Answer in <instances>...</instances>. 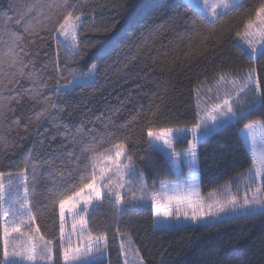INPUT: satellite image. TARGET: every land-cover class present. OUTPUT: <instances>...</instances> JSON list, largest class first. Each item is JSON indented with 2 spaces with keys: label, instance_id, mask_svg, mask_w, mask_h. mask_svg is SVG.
<instances>
[{
  "label": "trees",
  "instance_id": "trees-1",
  "mask_svg": "<svg viewBox=\"0 0 264 264\" xmlns=\"http://www.w3.org/2000/svg\"><path fill=\"white\" fill-rule=\"evenodd\" d=\"M31 2L0 0V56L8 52L6 42L10 37L20 36L27 55L19 48L16 51L25 63L32 61L25 72L34 73L31 78H22L7 63L0 65V110L5 113L0 117V171L15 173L28 162L27 182L30 191L36 190L30 206L37 213V224L46 238L59 235V221L57 215L54 223L52 210L45 208L48 201L43 197L52 179L59 178L57 168H64L61 162H67L68 152L74 147L68 141L78 128L104 129L110 119L118 126L137 117L138 127L130 133L132 139L127 149L144 169L151 193L161 188V181L171 183L178 179V173L165 155L148 150L146 130L140 134V128L152 118L150 109L161 105L158 127L193 128L200 119L195 115L197 88L202 92V107L218 103L216 95L211 94L217 91L214 84L217 73L240 72L255 63L264 78V58L250 61L236 42V33L243 31V22L254 14L261 0H245L242 9L217 21L215 35L208 40L204 37L211 33V26L198 18L186 0H88L84 6L96 15L94 20L84 17L79 39H99L95 47L86 49V55L76 61L57 43L51 21H43L48 25L47 31L40 32L43 39L25 32L21 26L23 21L16 22L18 10ZM194 18L196 28L190 29L188 23ZM31 23L37 29L41 27L36 18ZM93 24L110 27L114 24V27L104 35L93 31ZM213 49L215 54L206 56ZM57 58L61 66L65 62L69 67L89 62L100 64L96 83L58 94L54 86L59 73L53 67ZM108 63L112 67L105 70ZM43 83L47 87L35 92L33 85ZM48 98L62 111L37 121ZM53 111L48 109L49 113ZM262 113L264 109L253 112L248 119L226 126L199 142V180L203 195L229 183L231 186L241 183L238 174L252 166L241 129L250 120L260 119ZM122 140L118 134L111 138V143L99 146L97 141V145L103 152L108 147L114 149V144ZM187 148L188 144L175 145L177 152ZM76 154H79L78 148ZM7 180L5 175L4 182ZM122 195H127L125 190ZM88 228L93 235L107 236L108 257L104 264H123L120 246L129 237L145 264H264V215L197 227L156 229L150 198L138 208L129 205L124 210L104 200L102 209L92 214ZM2 244L0 230V254ZM61 256L57 248L54 264H63Z\"/></svg>",
  "mask_w": 264,
  "mask_h": 264
},
{
  "label": "snow or ice",
  "instance_id": "snow-or-ice-1",
  "mask_svg": "<svg viewBox=\"0 0 264 264\" xmlns=\"http://www.w3.org/2000/svg\"><path fill=\"white\" fill-rule=\"evenodd\" d=\"M87 2L88 0H32L31 3L24 5L23 9L18 10L16 22L23 21L21 26L25 32L43 39L40 32L48 30V25L43 21H51L57 43L70 54L73 61H76L86 55V49L95 47L99 39L88 41L79 39L84 28V17L87 15L94 20L96 15L94 11L84 6ZM187 6L198 13V18L202 22L211 26V33L204 37L208 40L210 36L215 35L217 21L222 20L229 13L242 9L244 0H188ZM91 8L94 9L95 5H91ZM31 14L35 16L32 17ZM26 17L28 19H25ZM41 17L42 21L39 20ZM32 18H36L41 24L39 29L31 23ZM196 25L195 18L188 23L190 29H195ZM112 27L114 24L111 27L109 24L92 26L93 31L104 35L111 32ZM236 36L247 46L243 51L250 61L255 62L264 58V0H261L254 9V14L245 19L243 31H238ZM61 37L63 40L60 39ZM21 39L20 36H16L15 39L10 37L6 42L8 52L0 56V65L7 63L9 67L17 70L20 77L31 78L34 73L25 72V69L32 61L25 63L16 51L19 48L20 52L27 55L25 48L21 46ZM31 42L35 43V41ZM205 47L207 49L208 45ZM214 54L215 49L206 52V56ZM116 55L118 56L119 53ZM53 67L59 73L54 86L58 94L95 84L101 70L100 64L95 62L74 67H69L65 62L61 66L59 58L53 63ZM111 67L112 63H108L105 70ZM215 79L218 84L228 85L224 89L225 95L221 99L218 89L215 99L220 102L214 103L209 111L207 108H202L203 96L201 89L197 88L195 115L200 119L193 128L158 127L157 121L162 115L161 105H156L155 110L150 109V116L155 119H147L145 126L140 128L141 135L146 130L148 150L161 152L167 162L176 169H179L181 163L189 167L188 180L172 184L160 182V187L164 191L163 197L155 191L148 192L145 171L137 165L133 153L127 150L128 142L132 139L130 133L138 127L135 123L137 117L118 126L110 119L104 129H96L93 126L85 130L81 127L71 136L68 142L74 147L68 152L67 162H61L64 168H57L59 178L52 179L51 186L46 189L43 197L48 201L45 208L52 210L54 223L58 215L59 235L53 238H46L41 234L37 224V213L30 206L31 197L36 190L33 188L30 191L27 182L28 162H25L24 167L15 173L0 171V230L3 239L0 264H54L57 248L62 253L63 264H104L108 248L107 236L93 235L88 228L92 214L102 209L104 200L124 210L129 205L138 208L150 198L155 216L174 217L177 222L181 218L193 223L208 218L220 221L221 214L238 218L264 215V153L259 157L256 154L258 142L264 148V113L260 119L250 120L241 129L243 141L252 159V166L244 173L238 174L248 181L244 186L242 197L231 194L230 183L224 186L230 193L224 200H215L207 204L199 197L198 192L194 191V181L199 166L197 143L206 140L211 131L204 122V113L213 122L223 118L226 125L231 126L233 123L248 119L253 112L264 109V78L261 77L255 63L240 72L221 71L216 74ZM16 83L19 84V81ZM40 87H47V84L33 85L35 92H38ZM250 92L252 96L249 98ZM16 103L20 101L17 100ZM49 108L55 111L49 113ZM59 111L62 109L48 98L45 101V108L36 119L39 121L41 117L51 118ZM4 115V111L0 110V117ZM118 134L123 140L114 144V154L112 147L105 148L103 152L99 151L97 141L100 142L99 146H103L105 142L111 143V138L117 137ZM189 134L192 136L189 147L185 151L177 152L173 148V141L185 140ZM76 148L79 149L78 155ZM139 159L145 161L146 158L140 156ZM69 164L74 166L68 167ZM5 175L8 176L7 183L4 182ZM183 183L190 186L188 194H183L181 191ZM121 189L126 191V196L122 195ZM137 192L140 193L139 196L136 195ZM169 192L171 195H168ZM212 195L213 193H209V196ZM173 205L175 212L172 210ZM182 207L191 208V214L187 210L181 212ZM69 223L71 230L66 231ZM171 227L179 228L180 225L178 223ZM73 236L79 238L78 246L73 245ZM120 248L121 254L125 257L123 264H133L134 261L135 264H145L140 250L133 248L130 237L127 246L122 243Z\"/></svg>",
  "mask_w": 264,
  "mask_h": 264
},
{
  "label": "rangeland",
  "instance_id": "rangeland-1",
  "mask_svg": "<svg viewBox=\"0 0 264 264\" xmlns=\"http://www.w3.org/2000/svg\"><path fill=\"white\" fill-rule=\"evenodd\" d=\"M186 1H188V0H186ZM244 2H245V0H244ZM60 39L63 40V37H61ZM236 42L243 49L247 48V46L243 43V41L239 37L236 38ZM214 84H215V88L217 90L218 89L220 90V98L222 99L224 97V95H225L224 89L226 87H228V85H226L224 83H219L218 84L217 82H214ZM213 87H214V85H213ZM211 94H215L216 95L217 91H215L214 93H211ZM219 102H220V100H218V103ZM202 108H207L210 111L212 106L202 107ZM213 115H216V113H213ZM203 119H204V122L207 124L208 128L211 130L208 137H210L212 134L216 133L220 129H222V128L227 126L226 123L224 122L223 118H220V120L218 122H213L212 120L208 119L206 113H204ZM214 124H215V127H213ZM188 129H190V128H188ZM191 140H192V136L189 134L187 136V139H185V140L173 141V148L175 149V145L177 143L178 144L179 143L188 144V147H189V141H191ZM198 144L199 143H197V147H198ZM262 153H264V148H262L261 145L258 142L257 143V151H256L257 157H259ZM113 154H114V149H113ZM175 170L178 173V179H176L175 181L171 182L170 184H172V183H182V182H184V181H186V180H188L190 178V170H189V167L186 164L181 163L180 166H179V169L175 168ZM240 182L241 183H239L236 186H231V194H236V195L242 197V195H243V193L245 191V187L244 186H245V184L248 181H247L246 178H242L240 180ZM194 184H195L194 191L198 192L199 197L203 198L205 204H207L209 202H212V201H215V200H224L230 194L229 190L227 188L223 187L220 190H217V191L213 192L212 196H209V194L208 195H203L202 192H201V188H200L199 166H198V171H197V174H196V179L194 181ZM237 188H239V192H237ZM189 190H190V186L187 183H183L182 184V188H181L182 193L183 194H188ZM121 192L123 193L124 189H121ZM155 192L160 193L161 197H163V195H164V191L161 188L159 190L155 191ZM248 194H249V196H251V192H249ZM168 195H171V192H169ZM172 210H173V212H175V205L172 206ZM185 210H187L190 214L192 212L191 208H184V207L181 208V212H183ZM232 218H238V217L226 216L224 214H221V220L220 221L228 220V219H232ZM220 221H216V220H213L211 218H208V219H205L204 221H201V222H198V223H193L191 221H184L183 218H181V220L179 222H177L174 217L165 218V217H163V215H161L159 217L155 216L156 229H170V228H173V227H171L172 225H177L178 223L180 225L179 228H182V227H190V226L191 227L203 226V225L211 224V223H214V222H220ZM70 230H71V224L69 223V225L66 228V231H70ZM127 242H128V239H126L125 242H124V244L126 246H127ZM72 243H73L74 246H78L80 244L79 238L76 237V236H73L72 237ZM56 251H57V249H56ZM55 254H56V252H55ZM107 257H108V251L106 252L105 260L107 259ZM124 258L125 257L122 255V261H124ZM62 260H63V258H62ZM133 264H135V261L133 262Z\"/></svg>",
  "mask_w": 264,
  "mask_h": 264
}]
</instances>
